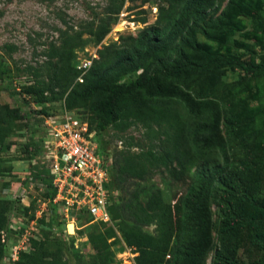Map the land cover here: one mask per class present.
<instances>
[{
	"label": "trees",
	"instance_id": "16d2710c",
	"mask_svg": "<svg viewBox=\"0 0 264 264\" xmlns=\"http://www.w3.org/2000/svg\"><path fill=\"white\" fill-rule=\"evenodd\" d=\"M159 1L152 24L129 41L97 51V59L82 83H74L77 72L70 67V52L85 44H77L83 34L89 36L87 42L99 45L116 24L124 0H108L103 12L94 13L84 28L73 34L61 32L60 47L50 43L44 54L47 61L41 66L11 69L0 55V81L12 88V93L26 96L35 104L62 102L67 110H84L102 156L106 154L102 135L108 128L123 134L132 125L141 124L147 138L159 140L163 136L161 142H149L144 149L133 137H120L123 149L116 159L118 169L108 171L110 192L130 177L141 178L145 167L162 168L169 175L191 173L185 191L173 201H166L163 191L157 189L145 197V202L136 191L127 199L110 202L111 223L99 222V228L89 233L93 250L89 264H113L111 249L120 238L136 254L132 264H203L213 239L212 204L217 213V242L211 264H235L234 257L244 240L243 229L251 231L252 243L264 252V102L250 106L257 94L246 85L249 79L264 76V63L221 60L202 43H179L196 25L207 41L232 35L245 14L242 6L230 14L234 0H228L213 19H207L205 13L219 0ZM137 21L147 23L143 17ZM257 24L264 37V25ZM4 48L9 52L16 49L14 45ZM54 59L55 67L66 71L62 74L69 79L65 88L57 89L42 77ZM226 69L241 71L242 78L224 81ZM21 73L30 77L19 83ZM53 79L58 76L54 74ZM39 113L53 114L45 109ZM22 119L19 108L0 104V144ZM38 142L42 148V142ZM36 147L38 144L33 145L34 153ZM132 149L136 152L131 153ZM39 168L40 174L35 175L45 174L51 188L48 170ZM53 197L51 188L47 206L57 218ZM5 212L6 203L0 199V259L7 256L5 244L9 230L15 228H7ZM74 215L92 219L83 211ZM143 226H153L154 231L147 232ZM1 232L6 234L5 243L1 242ZM52 238L42 234V238L33 239L31 250L19 252L12 264H71L66 251L81 262L72 247ZM254 264H264V260Z\"/></svg>",
	"mask_w": 264,
	"mask_h": 264
},
{
	"label": "rangeland",
	"instance_id": "374dc122",
	"mask_svg": "<svg viewBox=\"0 0 264 264\" xmlns=\"http://www.w3.org/2000/svg\"><path fill=\"white\" fill-rule=\"evenodd\" d=\"M108 0H0V55L5 64L13 69L22 68L25 65L41 66L46 62L44 54L47 53L49 44L60 47L63 36L61 32L73 34L84 28L93 19V15L103 12ZM159 0H124L123 9L112 26L111 31L106 35L101 44L95 45L87 42L89 36L83 34L81 42L85 44L76 47L70 67L79 63V59H90V53H96L104 46L116 43L121 44L129 41L128 38L135 37L148 24H152L157 16ZM228 0H219L206 13L205 17L215 18L227 6ZM242 6L245 14L241 25L234 26L232 35L221 38L215 42L207 41L200 33L199 26H195L187 31L185 37L179 41L180 44L188 46L190 42L202 43L211 53L221 60L237 58L241 62L250 64L252 62L264 63V37L258 28V22L264 25V0H234L230 5V14H235L238 7ZM145 18L147 23L142 24L137 19ZM14 45L15 51L9 52L4 46ZM56 60L51 61L43 70V79L51 81L57 89L65 88L69 79L64 78L60 66L55 67ZM223 77L224 81L231 82L239 77L242 72L226 69ZM56 74L58 79H53ZM71 75V73H68ZM21 77L19 83L26 81L30 76L26 73L18 75ZM12 79V78H11ZM250 80V81H249ZM246 85L250 87L252 93L257 94L255 102L250 106L260 105L264 102V76L249 79ZM6 81V80H4ZM12 89V88H11ZM6 87L5 82L0 81V104L6 103L11 107L19 108L23 119L18 122L17 128L0 144V199L6 203V224L7 228L13 226L17 231L9 230L8 242L4 251H13L16 246L20 253H27L31 250L33 239H40L43 235L56 238L66 243L67 248L72 247L78 253L81 262H76L75 255L66 251V257L71 264H89L93 253L89 243V233L95 232L99 228V220L86 217H73L74 223H68L64 217H55L47 206V198L51 193V188L47 183L45 174L35 175V169L44 168V150L39 147L44 138L43 122L39 113L41 109L49 113L59 112L62 102L38 105L26 96H19L12 93ZM13 90V89H12ZM81 109V108H80ZM76 114L86 117L84 110H79ZM264 119V117H262ZM156 132V129L153 128ZM222 135L225 136L224 128L221 127ZM146 129L141 124H134L123 134H117L114 129L108 128L102 135L105 143V157L112 162L109 164V171L118 169L116 159L120 158V150L123 149L120 137H133L149 146V142L159 140L147 138ZM155 132L151 135L155 136ZM38 144L36 153L33 145ZM261 149L264 151V144ZM38 151V152H37ZM136 149H132L131 153ZM264 156H261V159ZM145 172L141 178L130 177L125 183L118 184L117 190L111 191L110 202L115 203L121 199H127L131 193L136 191L139 199L145 202V197L157 189H161L166 201H173L176 195H181L188 186L191 173L182 172L181 175H169L162 168L151 169L145 167ZM213 217L212 244L210 245L203 264H211L214 254L217 229V213L214 204L210 207ZM73 233L70 234L69 227ZM143 229L152 233L154 227ZM66 230L69 232L67 234ZM243 243L235 255V264H254L264 260V252L257 249L252 243V233L243 229ZM120 238V235L117 233ZM52 238V239H53ZM114 253L113 264H132L135 254L131 249L125 247L122 238L119 243L112 247ZM0 264H12V260L1 257Z\"/></svg>",
	"mask_w": 264,
	"mask_h": 264
},
{
	"label": "built area",
	"instance_id": "2783aa9c",
	"mask_svg": "<svg viewBox=\"0 0 264 264\" xmlns=\"http://www.w3.org/2000/svg\"><path fill=\"white\" fill-rule=\"evenodd\" d=\"M92 56L95 57L94 54ZM90 64V60L82 59L77 69L83 75ZM77 81H82L81 76ZM43 126L46 133L44 159L55 190L52 202L60 215L69 219L74 212L83 211L91 215L94 221L108 222V170L97 151L94 132H90L88 121L63 111L45 118ZM5 241L6 234L1 232V242ZM11 248L13 251H9V248L5 259L15 262L20 251L16 246Z\"/></svg>",
	"mask_w": 264,
	"mask_h": 264
},
{
	"label": "clouds",
	"instance_id": "9594fccd",
	"mask_svg": "<svg viewBox=\"0 0 264 264\" xmlns=\"http://www.w3.org/2000/svg\"><path fill=\"white\" fill-rule=\"evenodd\" d=\"M102 43V42H101ZM100 43V44H101ZM95 55V57H93L92 55ZM90 53L89 54V56H90V59H87V60H90L91 61V64H90V66L85 70V72H84V74L82 75V71H80V70H78L77 69V65L79 64H77L74 68H75V71L77 72V75H76V78L74 79V83H82V81H83V77L85 76V74H86V72L88 71V69L92 66V64H93V62L97 59V54L94 52V53ZM80 60H82V59H79V61ZM81 76V82H79V81H77V79L79 78ZM63 111H67V112H70V113H72V114H75V115H77V116H79V117H81V118H83V119H85V120H87V118L86 117H82V116H80V115H78V114H76V111H73V110H67V109H65L64 107H62L61 106V109L59 110V112H56V113H53L52 115H59V114H61ZM52 115H49V116H52ZM48 115H41L40 116V118L42 119V122H43V125H44V120H45V118H47V117H49ZM88 121V120H87ZM89 124V123H88ZM43 129H44V126H43ZM89 130H90V132H94V141L96 142V144H97V151H98V153L100 152V150H98V141H97V139H96V133H95V131L94 130H92V129H90V127H89ZM45 136H46V133H45V129H44V138H43V140H42V149L44 150V148H43V142H44V139H45ZM100 154V153H99ZM44 155H45V151H44ZM44 155H43V158H44ZM100 156L102 157V159H103V162H104V164L106 165V167H107V170L109 171V164H111V160L110 159H107L106 157H105V155H101L100 154ZM43 164L45 165V168L48 170V164H47V162H46V160L44 159V161H43ZM48 172H49V170H48ZM49 176H50V174H49ZM50 179H51V183H50V185H51V188L53 189V191H54V196H55V190H54V188H53V186H52V178H51V176H50ZM109 183V173H108V182H107V184ZM106 187H107V185H106ZM108 189V188H107ZM110 192V191H109ZM110 196H111V192H110ZM54 198V197H53ZM53 198H52V200H53ZM53 203V202H52ZM110 205V204H109ZM108 209V208H107ZM77 212H81V211H76V212H74L73 213V216L71 217V218H69V219H66V226H67V224L68 223H74V221H71V220H74V218L73 217H75V213H77ZM59 215H60V213H59ZM61 216V215H60ZM91 216V215H90ZM108 216H109V213H108ZM61 217H63V216H61ZM92 217V216H91ZM92 220H93V222H96V221H94V219H93V217H92ZM99 222H102V223H107V224H109V223H111V219H110V216H109V221L108 222H103V221H99ZM17 231V230H16ZM74 231V230H73ZM73 231H72V233H73ZM66 232H67V234H69V232L66 230ZM136 255V254H135ZM169 258V256H166V259H168Z\"/></svg>",
	"mask_w": 264,
	"mask_h": 264
},
{
	"label": "bare ground",
	"instance_id": "6f19581e",
	"mask_svg": "<svg viewBox=\"0 0 264 264\" xmlns=\"http://www.w3.org/2000/svg\"><path fill=\"white\" fill-rule=\"evenodd\" d=\"M69 231H70V234L72 233V227L69 225Z\"/></svg>",
	"mask_w": 264,
	"mask_h": 264
},
{
	"label": "crops",
	"instance_id": "0c3cea01",
	"mask_svg": "<svg viewBox=\"0 0 264 264\" xmlns=\"http://www.w3.org/2000/svg\"><path fill=\"white\" fill-rule=\"evenodd\" d=\"M35 170H36V171H35L36 173L39 171V169H35ZM45 172H46V171H45ZM37 174H40V173H37ZM41 174H42V173H41ZM41 176H42V175H41ZM41 176H40V177H41Z\"/></svg>",
	"mask_w": 264,
	"mask_h": 264
}]
</instances>
